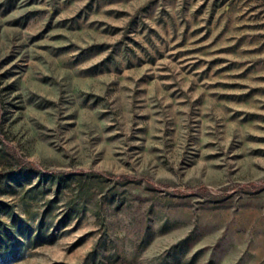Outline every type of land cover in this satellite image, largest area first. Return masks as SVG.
Returning <instances> with one entry per match:
<instances>
[{
    "label": "rangeland",
    "instance_id": "374dc122",
    "mask_svg": "<svg viewBox=\"0 0 264 264\" xmlns=\"http://www.w3.org/2000/svg\"><path fill=\"white\" fill-rule=\"evenodd\" d=\"M0 202V264H264V0H0Z\"/></svg>",
    "mask_w": 264,
    "mask_h": 264
},
{
    "label": "trees",
    "instance_id": "16d2710c",
    "mask_svg": "<svg viewBox=\"0 0 264 264\" xmlns=\"http://www.w3.org/2000/svg\"><path fill=\"white\" fill-rule=\"evenodd\" d=\"M27 171H31V170H27ZM27 174L28 172H26V175ZM12 175L16 176L17 173H14ZM57 177H58L57 175H52L51 178L53 180L55 179L58 180L59 184H61L60 179L62 178L59 177L57 178ZM0 204L3 206H7L2 202H0ZM83 208H84L83 204L79 205L78 201H74V203L70 204L65 215L66 217H70V215L72 214L81 216L84 213ZM9 218H10L9 222H2V220H0V250L2 252V255H4L3 258L0 259V262H4L6 256L16 255V250H18V247L21 244V241L18 240L17 237L20 234L24 233L25 230V228H23L25 227V225L22 227L23 224L21 220L23 219H21L20 216L15 214V212H13L9 216ZM41 224L42 223H40L39 226H41ZM26 227H28V236H31L33 232V226L28 225Z\"/></svg>",
    "mask_w": 264,
    "mask_h": 264
}]
</instances>
